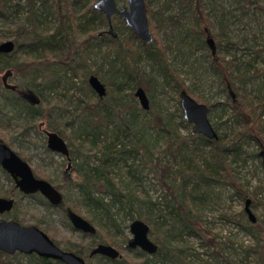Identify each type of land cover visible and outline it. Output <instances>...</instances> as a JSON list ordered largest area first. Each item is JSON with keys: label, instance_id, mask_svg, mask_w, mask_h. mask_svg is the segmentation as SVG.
<instances>
[{"label": "trees", "instance_id": "1", "mask_svg": "<svg viewBox=\"0 0 264 264\" xmlns=\"http://www.w3.org/2000/svg\"><path fill=\"white\" fill-rule=\"evenodd\" d=\"M86 1L41 0L40 8L37 11L33 0H26L25 8L27 14L24 18V23L17 24L13 30L8 32L12 37L11 41L14 44V50L7 55L0 54V70L12 68L20 77L29 75V80L27 82L25 80L22 88L15 86L16 91L22 95L27 93L34 95L35 93L39 97L41 96V101H45V103L41 107L29 106L15 94L16 91L9 92L0 89V96L3 97V101H0V109L7 107L9 111L16 112L15 114L21 116V119H23L22 128L25 126L29 127V122L33 119L42 118L51 127L47 131L57 134L65 142L70 159L75 161L71 171L76 172L79 176V181L76 184L77 197L64 198L60 193L62 203L56 207H52V210H59L64 215V207H69L72 212L82 217L89 224H92L89 215L93 216L97 211H100L99 209L106 208V205L96 195L105 194L108 196L111 205L117 204V210H125L122 209V202H124L125 206H127L126 213L129 214L133 211L132 203L135 201V198L131 194H123L119 191L108 175L110 169L116 166V162L113 161L114 159L126 162L127 160L124 155H128L133 159L134 156H131L130 153L139 155L143 150L148 151L143 141V135L135 128L136 115L132 112L139 109L137 103L131 99L130 102L122 104V98L118 95L120 91L119 85H114L115 87H113L111 82H109L112 88L108 85L107 87L106 84H102L108 100L106 108L101 107L100 109L98 107L101 99L97 98L94 103H85V107L80 109L81 114L86 112L89 114L88 118H77V115L71 116L70 114L71 117L67 121L64 120L63 123H60L62 118L59 121H56V119L62 112L66 111L65 107L58 101L51 102L46 98L47 95L45 94L52 92L51 89L56 85V80L60 78L56 73L58 70L60 71V65H65L66 69L73 72L70 65L73 55H78V58L82 60L83 50L87 42V38L83 39L82 35L86 32V35L91 39L94 38L97 41L105 40L108 45L106 55L112 56L111 62L108 63L109 71L112 75L108 81L119 78L123 81L122 84H129L130 89L140 88L144 94L148 95L150 89L152 90L156 86V77H161L162 85L174 90L177 97L181 91H185L189 95L183 82L175 74L168 62L165 54L167 46L161 45L160 42L161 39L163 41H170L179 39L182 34H191L197 40L199 46L205 50L204 56L206 58L207 69L218 77L220 81L221 88L226 95V101L224 104H220V106L222 108L228 107L230 116L227 121H230L232 124L227 128V131L231 133V138H228L225 133L218 135L216 131L219 129V126L212 123L210 124L217 135L216 140H206L201 136L192 134L190 131H188L186 137H171L162 151L164 155L168 156L169 161H165L164 164L155 161L152 165L153 169L156 170H154L155 172L153 171V175L156 177L159 185L166 191L169 199L164 209H157L155 217L157 223L148 215L143 217L136 216L137 220H141L148 225L150 240L157 246L156 253L152 256H147L138 250H132L131 256L142 257L141 264H176L179 255L186 249L182 245L172 241L171 232L174 229L181 231V228L192 230L194 226L192 219L195 216L197 206L202 197L211 194L217 186H224L230 189L232 196L244 203L248 197L252 198L256 190L259 189L258 187H254L250 193L247 192L244 186L236 182L230 174V164H244L245 159L258 156L253 152H247L245 149L246 144L249 142H253L259 147L258 139L262 133L259 116L264 111V86L258 88L255 104H252L245 95H238L233 80L236 79L239 85H242L246 70L244 73H240L233 78L231 74V66L234 68L232 61H238V58L234 56L231 60H224L222 57L211 55L205 44V40L210 38L213 41L214 47H219L220 43L224 41L225 46L228 48L235 46L233 48L235 52L241 50L248 53L252 56L251 62L247 63L249 69L252 68L251 64L257 53L252 50L249 52L252 49V45L237 50V43L228 41L225 25L221 21H218V31H212L208 34L205 29L209 26V21L204 13L205 5L201 0H144L149 31L152 34V41L147 45L142 44L135 36L131 35L121 22H118L120 26L117 29L118 31H124L123 35L115 34L114 38L108 35H104V37L91 36L93 34L91 31H94L95 26L106 25L103 16L93 11L91 7L84 9L78 17L69 14L78 4L85 3ZM94 1L91 0V2ZM252 1L257 5L259 0ZM83 3L80 5L81 7L84 6ZM152 3H156L157 5L154 9L151 7ZM61 7L64 8L63 12ZM51 10L55 16L56 24L53 30L49 32L42 27L41 21L46 15L51 13ZM259 10L264 14V5L259 7ZM13 12L15 13V11ZM0 16L4 17L3 13L0 12ZM114 20L117 22L116 18ZM64 21H67V23ZM150 21H153V24H150ZM259 29H261V33L256 38L258 39L260 36L264 43V17ZM156 30L160 31L161 39L156 36ZM69 36L72 37V42L68 41ZM24 39L27 41L25 46L19 45ZM21 48H24L22 50L24 56L19 54ZM132 55L135 56L134 59H132ZM5 58H12L10 65L6 64ZM138 61H144L150 67L153 74H142L141 77L143 79L139 78L138 69L134 66V62ZM75 65L77 64L75 63ZM236 66L237 64L235 63V70L237 71ZM46 72L51 74L49 82L51 83L55 80V84H45L44 78L41 76ZM90 75L95 76V72H91ZM61 78L64 79V76H61ZM64 80L68 85L73 86L68 78ZM108 81L105 83L108 84ZM40 86L44 88H40L39 90ZM82 91L83 89H81ZM192 98L195 102L205 105L198 98ZM206 107L211 112L214 105L209 104ZM109 111L122 115L119 119L121 129L120 126H115V134L111 138L105 137L106 131H104L111 117L112 112ZM125 115H129L130 118L126 119ZM151 119L157 123V126L162 131L167 133L168 119L164 122L157 113H152ZM179 119V123L182 126L189 127L183 121L180 111ZM74 121H77V127L67 132L66 127L70 126ZM233 123L238 130H235ZM89 124L92 126H89ZM8 126L9 123H5V128H8ZM129 137L131 145L127 142ZM119 138L121 141L118 140ZM1 142L3 141L1 140ZM15 154L24 162H28L26 156L21 153ZM114 155L117 156L114 158ZM32 174L35 178L46 180V182L52 185V180L34 171H32ZM3 175L9 181L7 175ZM166 179H169L170 184L165 182ZM63 181L68 183L67 175L62 176ZM52 186L60 192L61 185ZM1 187L2 185L0 184V197L13 198L15 196L11 192V189L13 190L12 187L9 188L6 195L1 192ZM29 197L38 198L37 201L39 203L45 205V207H49L46 201L38 195H31ZM249 205L253 206L250 200ZM50 215L48 211L47 217H41L38 222L35 221V225L36 227L39 226V229L53 243L55 242L56 246L61 244L63 251L71 252L88 261L91 258H88V254L95 243V238H98V242L101 244L111 245L107 237L104 234H100L98 230L84 244L81 243V239L77 243L69 242L57 234ZM158 219L162 220V222H158ZM11 220L25 225L21 217L16 218L12 216ZM164 222L168 230L162 231L160 230V225L164 224ZM251 228L255 229L257 233L262 231V227L256 222L251 225ZM70 230H72L71 227ZM114 247L116 250H120L123 246L116 245ZM250 250L255 255L256 264H264V238L262 236L255 240V246ZM0 257L8 259V256L1 253ZM93 257L108 261V259L100 256ZM31 258L33 257H28V263ZM35 261L38 264H61L37 257ZM110 263L133 264L130 258L126 259L122 257L110 261Z\"/></svg>", "mask_w": 264, "mask_h": 264}, {"label": "rangeland", "instance_id": "2", "mask_svg": "<svg viewBox=\"0 0 264 264\" xmlns=\"http://www.w3.org/2000/svg\"><path fill=\"white\" fill-rule=\"evenodd\" d=\"M33 1L38 11L41 0ZM114 2L117 8L126 7L125 0H114ZM201 2L205 5L204 13L209 21V26L205 29L208 34L212 31H218V21H221L225 25L228 41L236 42L237 50L252 45V49H250L249 52L252 50L257 53L251 64L252 68L249 69L247 63L251 62L252 56L241 50L235 52L233 49L235 46L228 48L225 46L224 41H222L219 47L215 46L214 51L216 57H222L224 60H231L234 56L238 58V61H232L234 68L231 66V74L233 78L240 73H244L245 70L246 71L244 73L245 77L242 81V85H239L236 79L233 80V84L237 88L236 93L240 96L242 94L245 95L252 104H255L257 90L260 86H264V43L260 36L258 39L256 38V36L261 33L259 26L263 23L264 14L259 10V7L264 5V0H259L257 5L254 4L252 0H201ZM82 3L72 9V12L69 14L78 17L84 9L91 7L93 4L91 0H87L83 3L84 6L81 7L80 5H82ZM25 6L26 0H0V12L4 15V17L0 16V43L11 41L12 37L8 32L13 30L17 24L24 23V18L27 14ZM155 6H157L156 3L151 4L152 9H154ZM61 9L63 12L64 8L61 7ZM13 11H15V13ZM48 15H46L41 22L42 27L51 32L55 27L56 19L52 10ZM114 18L116 17H112L110 21L113 32L116 35H123L124 31H118L117 29L120 26L118 22H121V20L116 18L117 22H115ZM64 22L67 23V21ZM150 24H153V21H150ZM106 29L107 25H97L94 31H91V33H93L91 36L95 37L99 32L105 31ZM86 34L87 33L84 32L82 35L83 39L87 38L82 60L78 58V55H73L72 62L70 63L73 72L66 69L65 65H60V71L58 70L59 72H56L57 75L60 76V78L56 80L57 83L55 80L51 83L49 82L51 74L48 72L41 76L44 78L46 85L56 83L51 89L52 92L45 95H47L46 98L51 102L58 101L65 107L66 111L62 112L56 119V121H59L62 118L60 123H63L64 120L67 121L71 116L75 115H77V118L89 117L87 112L81 114L80 109L85 107V103H94L97 99L96 95L87 85V78L90 76L91 72H95V77L101 84H106V86L108 85L111 88L112 86L115 87L114 85H119L118 88L120 91L118 95L122 98V104L130 102L131 99L137 103L136 98L133 97L135 88L130 89V85L122 84L123 81L119 78L108 81L109 77L112 75L108 66L112 56L106 55V51L108 50L106 41H97L94 38L91 39ZM156 36L161 39L159 30H156ZM68 41L72 42L71 36H69ZM26 43L27 41L24 39L19 45L25 46ZM160 44L167 46L165 54L168 62L175 74L183 82L190 97L198 98L201 102L205 103L206 106L209 104L214 105L212 111H208L207 119L209 123L219 126L216 133L218 135L225 133L228 138H231V133L227 131V128L232 124L230 121H227L230 116L228 107L222 108L220 106V104H224L226 101V95L221 88L218 77L207 69L206 58L204 56L205 50L199 46V43L191 34H182L179 39L170 41H163L161 39ZM22 50H24V48H21L19 54L24 56ZM134 57L135 56L132 55V59H134ZM11 60L12 58H5L6 64L10 65ZM75 63L77 65H75ZM235 63L237 64L236 67L238 72L235 70ZM134 66L138 69L139 78H142V74H153L150 67L147 66L144 61L134 62ZM6 71L10 73V78L7 82L9 85L22 88L25 80L26 82L29 80V75L20 77L12 68H5L4 70H0V89H2L1 77ZM61 76H64V79L68 78L73 86L68 85ZM107 81L108 84L105 83ZM109 82H111L112 86ZM155 82L156 86L153 87L152 90L150 89L148 95L145 94L148 106L147 110L143 111L140 109L137 103L139 109L132 112L136 115L135 128L143 135V141L148 151L143 150L139 155L130 153L131 156H134L133 159L128 155H124L127 160L126 162H120L114 159L113 161L116 162V166L110 169L108 175L119 191L123 194H131L135 198V201L132 203L133 211L127 214V206H125L124 202H122V209L125 210H117V204L111 205L107 195L97 194L96 196L101 199L102 203L106 205V208L99 209L100 211H97L93 216L89 215L92 220L91 225L95 228V231L98 230L100 234H104L111 242L109 246L113 248H115L114 246L116 245L125 246V242L129 238L128 225L136 219L137 215L140 217L148 215L156 222L155 217L157 209H164L169 196L153 175L156 170L153 169L152 165L155 161H159L161 164H164L165 161H169L168 156L164 155L162 151L165 149V145L171 137H186L188 131L191 132L190 125L187 128L179 123L180 109L178 106V97L174 90L162 85L161 77H156ZM40 88L44 87L40 86L39 90ZM80 88L83 89L82 92ZM34 96L39 101L37 107L43 106L45 101H41V96L39 97L35 93ZM2 99L3 97L0 96V101H3ZM100 99L101 103L98 107L100 109L101 107L106 108L108 105L106 94ZM75 106L77 107L74 108ZM109 112H112L111 117L109 118L106 128H104L105 126L103 128L104 131H106L105 137L111 138L112 135L115 134V126H120L121 129L119 119L122 115L114 114L113 111ZM15 113L16 112L13 113L9 111L7 107L0 109V139L13 152L21 153L26 156L28 158L27 164L32 171L52 180V185H61L59 193H61L64 198L77 197L76 184L79 181V176L76 172L69 171L67 174L68 183L62 182L65 160L61 156L46 150L45 138L42 133L36 130V125L39 122L44 123L43 129L45 130L51 128L49 124L38 117L29 122V127L25 126L22 128L23 119ZM152 113H157L164 122L168 119L167 133L162 131L157 126V123L151 119ZM125 118L128 119L130 117L129 115H125ZM252 119L254 118L252 117ZM7 122L9 126L5 128V123ZM76 122L77 121H74V123L72 122L70 126L66 127L67 132L77 127ZM259 123L262 125V133L258 139L259 147L253 142H249L246 144L245 149L247 152H253L257 155L259 152L264 153V111H262L259 116ZM89 126L92 125L89 124ZM233 127L235 130H238L234 123ZM118 140L121 141L120 138ZM127 140L128 144L131 145L130 137ZM116 156L117 155H114L113 157L115 158ZM71 164L73 166L75 161L71 160ZM230 168V174L234 177L236 182L244 186L247 192L250 193L254 187L259 188L256 190L254 196L252 198L248 197L247 200L253 203V206H248L249 212L253 216L255 222L262 227V231L257 233L255 229L251 228L252 224H250L246 215L243 213V202L232 196L230 189L227 187L217 186L213 189L211 194L201 198L195 216L192 219L194 224L192 230L181 228V231L174 229L171 232L172 241L182 245L186 249L179 255L176 264H256L255 255L250 249L254 248L256 239H259L260 236L264 238V166L261 164V158L256 156L245 159L244 164H230ZM3 174L5 173L0 170L1 192L6 195L9 188H13V186L11 180L9 178L10 182L6 180ZM165 182L170 184L169 179H166ZM11 192L15 194V196L11 198L14 201L13 209L7 214L0 215L1 220H11L12 216L16 218L21 217L25 225L18 222L19 225L36 227L35 221L38 222L41 217L46 218L47 212L49 211L55 231L61 238L72 243H77L79 239L82 240L81 243L83 244L89 241L90 236L81 234L73 229L70 230V225L61 211L52 210L50 206L45 207V205L37 201L38 198L23 196L15 189H11ZM66 205H68V203H66ZM105 211L107 212L105 213ZM81 212L83 213L82 210ZM158 222H162V220L158 219ZM36 228L39 229V226ZM160 230H168L165 222L160 225ZM148 238L150 239L149 235ZM98 241V238L94 239L95 243L92 248L97 244H101ZM57 247L62 250L63 246L60 244L57 245ZM123 247L117 250L122 258H130L133 264H141L142 257L131 256L132 251L126 250ZM28 257H33L29 260V263ZM7 258L8 259L0 257V264H38V262L35 261V255L26 256L15 253ZM86 263L111 264L109 260L107 261L95 257H91Z\"/></svg>", "mask_w": 264, "mask_h": 264}, {"label": "water", "instance_id": "3", "mask_svg": "<svg viewBox=\"0 0 264 264\" xmlns=\"http://www.w3.org/2000/svg\"><path fill=\"white\" fill-rule=\"evenodd\" d=\"M126 7L117 8L114 0H96L91 9L103 16L107 29L97 34L98 37L108 35L115 37L110 21L112 17L121 20L128 32L135 36L142 44H149L152 41L146 17L144 0H125ZM205 44L211 55H214L215 47L210 38ZM12 41L0 43V54L5 55L13 51ZM10 73L6 71L1 77V84L4 90L13 91L14 86L6 83ZM87 85L98 99L104 97L105 88L99 80L90 75L87 78ZM139 107L146 111L147 99L142 89L137 88L133 92ZM37 104V100L32 102ZM178 106L184 122L191 126L194 135L201 136L206 140H216L217 135L207 119L208 109L205 105L195 102L185 91L178 94ZM45 137V148L47 151L57 154L67 161L69 166V151L65 142L53 132H43ZM261 164L264 166V153L259 152ZM0 170L11 180L13 189L23 196L39 195L50 207H56L62 203L61 194L45 180L33 176L30 167L21 160L15 152L0 141ZM243 212L250 224L255 220L249 212V200L243 203ZM13 207L12 199L0 198V215L7 214ZM64 217L70 227L86 236H93L95 228L71 211L69 207L63 209ZM129 238L125 242L126 250H138L147 256L156 253L157 246L148 238L149 228L141 220H133L128 225ZM0 253L10 256L18 253L22 255H35L44 260L59 262L61 264H87L81 257L59 249L42 231L33 226H22L10 220H0ZM100 256L110 261L120 258L119 252L109 245L97 244L89 251L88 258Z\"/></svg>", "mask_w": 264, "mask_h": 264}, {"label": "flooded vegetation", "instance_id": "4", "mask_svg": "<svg viewBox=\"0 0 264 264\" xmlns=\"http://www.w3.org/2000/svg\"><path fill=\"white\" fill-rule=\"evenodd\" d=\"M13 43V42H12ZM14 50V49H13ZM10 54V53H9ZM5 55H7V54H5ZM10 78V76L6 79V83L8 82V79ZM3 89V88H2ZM4 90V89H3ZM6 91H8V90H6ZM14 91H16V88H15V86H14V90L13 91H9V92H14ZM15 94H17L25 103H27L29 106H37L38 105V99H36L35 98V96L34 95H32V94H30V93H27V94H25V95H22L21 93H19V92H17L16 91V93ZM37 100V104H33L32 102H34V101H36ZM36 130L38 131V132H40V133H42L43 134V132L44 131H46V132H50V131H47V130H45V129H43V122H39L37 125H36ZM44 136V135H43ZM45 138V137H44ZM1 141V140H0ZM3 143V142H2ZM49 152V151H48ZM51 153V152H50ZM57 155V154H56ZM64 159V158H63ZM71 169H72V164H71V159H70V157H69V166L67 167V161L65 160V169H64V171L62 172V176H65V175H67L68 174V172L69 171H71ZM32 172V171H31ZM0 198H2V197H0ZM5 199H11V198H5ZM13 200V199H12ZM13 206H14V201H13ZM12 209H13V207H12ZM11 209V210H12ZM1 220V219H0ZM11 221V220H10ZM14 222V221H13ZM86 262V261H85Z\"/></svg>", "mask_w": 264, "mask_h": 264}]
</instances>
